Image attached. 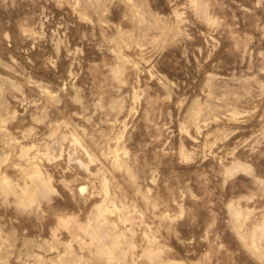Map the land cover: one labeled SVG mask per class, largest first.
Wrapping results in <instances>:
<instances>
[{
    "label": "rangeland",
    "instance_id": "374dc122",
    "mask_svg": "<svg viewBox=\"0 0 264 264\" xmlns=\"http://www.w3.org/2000/svg\"><path fill=\"white\" fill-rule=\"evenodd\" d=\"M0 264H264V0H0Z\"/></svg>",
    "mask_w": 264,
    "mask_h": 264
}]
</instances>
